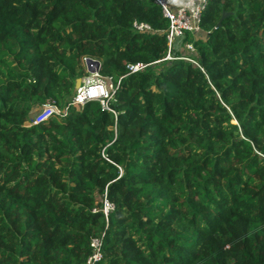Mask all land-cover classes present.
I'll use <instances>...</instances> for the list:
<instances>
[{"label": "trees", "instance_id": "trees-1", "mask_svg": "<svg viewBox=\"0 0 264 264\" xmlns=\"http://www.w3.org/2000/svg\"><path fill=\"white\" fill-rule=\"evenodd\" d=\"M135 22L169 27L151 1L0 0V264H86L94 238L97 264H264V0H208L180 41L197 65L129 75L168 53ZM84 58L124 77L116 115L27 127L68 106Z\"/></svg>", "mask_w": 264, "mask_h": 264}, {"label": "built area", "instance_id": "built-area-1", "mask_svg": "<svg viewBox=\"0 0 264 264\" xmlns=\"http://www.w3.org/2000/svg\"><path fill=\"white\" fill-rule=\"evenodd\" d=\"M151 1L158 6L163 17L168 20L169 27L164 32L155 31L149 24L135 22L133 27L136 31L141 33H165L167 38L168 53L162 60L151 64L137 63L127 66L128 74L133 75L147 70L148 68L156 67L164 62H171L177 59H183L197 63L187 56L176 57L175 52L180 51V41L183 40L187 33H197L202 31L201 21L203 13L208 5V0H142ZM184 49L191 53L195 52L192 44L184 45ZM87 59L84 58L85 69L87 75L81 80V86L76 90V94L66 108H59L56 104L49 100L42 104L33 113L32 119L26 123L27 127L37 126L47 122L54 117H65L69 114L71 108L80 110L88 102H98L104 111H108L116 115L112 104L117 101V94L121 87V81L124 77L116 79L111 76H103L101 74V62L98 59L91 58L100 63V68L92 66L93 72H89L87 68ZM104 152V151H103ZM102 207L94 209L93 212H101L105 219L108 220L110 213L115 210V205L108 200L107 191L102 198ZM92 253L88 257L86 264H97L103 257V239L94 238L91 240Z\"/></svg>", "mask_w": 264, "mask_h": 264}, {"label": "water", "instance_id": "water-1", "mask_svg": "<svg viewBox=\"0 0 264 264\" xmlns=\"http://www.w3.org/2000/svg\"><path fill=\"white\" fill-rule=\"evenodd\" d=\"M230 15H231L230 13H224L223 16H222V18H221V20H220V22H219V24H218V26H217V28L221 27L223 21H224L227 17H229ZM86 64H87V68H88V71H89V72H93V68H92V66H94V65L97 66V69L100 68V63H99L98 61H96V60L91 59V58L87 59ZM81 82H82L81 79H78V80H77L76 87H75L76 90H77L78 88H80V86H81Z\"/></svg>", "mask_w": 264, "mask_h": 264}, {"label": "rangeland", "instance_id": "rangeland-1", "mask_svg": "<svg viewBox=\"0 0 264 264\" xmlns=\"http://www.w3.org/2000/svg\"><path fill=\"white\" fill-rule=\"evenodd\" d=\"M180 51H181V52H180ZM180 51H179V52L181 53V55H184V56L188 55V54H186L185 51H183V49H181ZM35 111H36V109H35ZM35 111H34V112H35ZM34 112H32V113H34ZM34 114H35V113H34ZM34 114H33V115H34ZM33 115H32V116H33Z\"/></svg>", "mask_w": 264, "mask_h": 264}]
</instances>
